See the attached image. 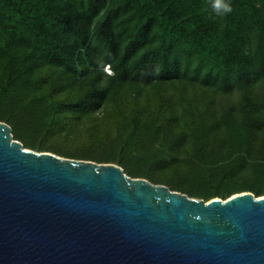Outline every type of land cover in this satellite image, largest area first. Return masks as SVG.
I'll list each match as a JSON object with an SVG mask.
<instances>
[{"label": "trees", "instance_id": "16d2710c", "mask_svg": "<svg viewBox=\"0 0 264 264\" xmlns=\"http://www.w3.org/2000/svg\"><path fill=\"white\" fill-rule=\"evenodd\" d=\"M230 3L0 0V122L192 198L263 197L264 0Z\"/></svg>", "mask_w": 264, "mask_h": 264}, {"label": "water", "instance_id": "95a60500", "mask_svg": "<svg viewBox=\"0 0 264 264\" xmlns=\"http://www.w3.org/2000/svg\"><path fill=\"white\" fill-rule=\"evenodd\" d=\"M0 264H264V196L192 198L0 122Z\"/></svg>", "mask_w": 264, "mask_h": 264}, {"label": "clouds", "instance_id": "9594fccd", "mask_svg": "<svg viewBox=\"0 0 264 264\" xmlns=\"http://www.w3.org/2000/svg\"><path fill=\"white\" fill-rule=\"evenodd\" d=\"M212 8L217 15H227L232 12L230 0H213Z\"/></svg>", "mask_w": 264, "mask_h": 264}, {"label": "rangeland", "instance_id": "374dc122", "mask_svg": "<svg viewBox=\"0 0 264 264\" xmlns=\"http://www.w3.org/2000/svg\"><path fill=\"white\" fill-rule=\"evenodd\" d=\"M22 126H23V125H22ZM15 134H16L17 136H19V137H22V138L25 139V140L27 139L26 141L33 140V139L31 138V136H29V135H30V131H29V130H26V129H22L21 131H20V130H15ZM167 174H168V173H167ZM172 180H173L172 176L168 174V176L165 178L163 184L168 185L169 182H170V183L172 182ZM180 184L183 186V188H185V189H187V190H190V189H189V188H190L189 186H186L184 183H181V182H180ZM193 189H195V188H193Z\"/></svg>", "mask_w": 264, "mask_h": 264}, {"label": "built area", "instance_id": "2783aa9c", "mask_svg": "<svg viewBox=\"0 0 264 264\" xmlns=\"http://www.w3.org/2000/svg\"><path fill=\"white\" fill-rule=\"evenodd\" d=\"M106 72L111 73L110 69L107 67Z\"/></svg>", "mask_w": 264, "mask_h": 264}]
</instances>
